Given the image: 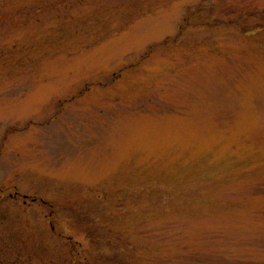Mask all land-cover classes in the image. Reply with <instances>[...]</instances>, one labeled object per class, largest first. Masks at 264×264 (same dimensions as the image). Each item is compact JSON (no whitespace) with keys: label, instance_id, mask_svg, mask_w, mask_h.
Instances as JSON below:
<instances>
[{"label":"rangeland","instance_id":"374dc122","mask_svg":"<svg viewBox=\"0 0 264 264\" xmlns=\"http://www.w3.org/2000/svg\"><path fill=\"white\" fill-rule=\"evenodd\" d=\"M154 259L264 264V0H0V264Z\"/></svg>","mask_w":264,"mask_h":264},{"label":"trees","instance_id":"16d2710c","mask_svg":"<svg viewBox=\"0 0 264 264\" xmlns=\"http://www.w3.org/2000/svg\"><path fill=\"white\" fill-rule=\"evenodd\" d=\"M155 261H154V263L155 264H169L170 263V261L169 260H160V259H154ZM176 263H179V262H177V261H175ZM237 264H248V263H246V262H238Z\"/></svg>","mask_w":264,"mask_h":264}]
</instances>
